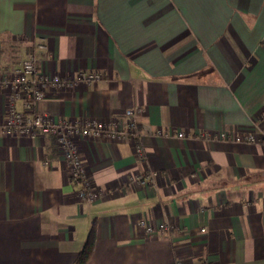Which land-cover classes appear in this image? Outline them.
<instances>
[{
	"label": "crops",
	"instance_id": "0c3cea01",
	"mask_svg": "<svg viewBox=\"0 0 264 264\" xmlns=\"http://www.w3.org/2000/svg\"><path fill=\"white\" fill-rule=\"evenodd\" d=\"M40 45L66 83L39 111L120 132L134 110L147 159L72 136L85 201L54 135L2 130L0 89V264H75L94 225L88 264H264V0H0V73Z\"/></svg>",
	"mask_w": 264,
	"mask_h": 264
},
{
	"label": "built area",
	"instance_id": "2783aa9c",
	"mask_svg": "<svg viewBox=\"0 0 264 264\" xmlns=\"http://www.w3.org/2000/svg\"><path fill=\"white\" fill-rule=\"evenodd\" d=\"M37 48L44 49L40 45L31 49L26 58L22 61L21 67L10 73H0V89L8 86L12 89V95L7 105L5 122L2 130L8 134H27L36 133L52 134L56 137L61 155L70 170L71 180L81 184V199L91 202L93 196L90 195L88 185L85 180L84 165L79 152L72 141V136L81 134L86 137H123L135 141L137 157L145 162L147 159L143 133L139 128V123L134 110L126 112L128 122L124 130L118 132L102 128L93 123L73 124L68 120L60 122L52 121L47 115L41 113L38 105L44 97V88L47 86H62L66 83L58 77L49 76L41 72L38 68ZM101 80L98 72H82L79 78L81 82H97ZM22 103L23 109H18V103ZM253 140V138H250ZM143 183L152 181L153 175L147 171L145 175L137 179ZM141 227L149 234L154 232H170L173 227L167 224L152 226L141 222ZM174 264H183L176 260Z\"/></svg>",
	"mask_w": 264,
	"mask_h": 264
},
{
	"label": "trees",
	"instance_id": "16d2710c",
	"mask_svg": "<svg viewBox=\"0 0 264 264\" xmlns=\"http://www.w3.org/2000/svg\"><path fill=\"white\" fill-rule=\"evenodd\" d=\"M95 242H96V228L94 225L89 234L87 242L83 250L80 252L75 264H88L89 263V261L92 258L93 252H94Z\"/></svg>",
	"mask_w": 264,
	"mask_h": 264
}]
</instances>
